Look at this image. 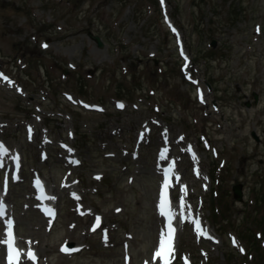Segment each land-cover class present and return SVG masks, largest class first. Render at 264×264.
<instances>
[{
    "label": "rangeland",
    "instance_id": "1",
    "mask_svg": "<svg viewBox=\"0 0 264 264\" xmlns=\"http://www.w3.org/2000/svg\"><path fill=\"white\" fill-rule=\"evenodd\" d=\"M165 1L161 15L162 0H0V73L19 79H0V143L23 156L8 201L23 249L36 257L19 264H150L163 231L166 145L184 175L174 195H188L216 240L188 223L174 264H264V0ZM37 175L60 196L52 224L37 209ZM66 243L78 250L63 253Z\"/></svg>",
    "mask_w": 264,
    "mask_h": 264
},
{
    "label": "snow or ice",
    "instance_id": "2",
    "mask_svg": "<svg viewBox=\"0 0 264 264\" xmlns=\"http://www.w3.org/2000/svg\"><path fill=\"white\" fill-rule=\"evenodd\" d=\"M162 2H163V0H162ZM173 30L175 31V29H173ZM257 31L259 32V26L257 28ZM44 47H47V45H44ZM0 79L8 81L9 83H12L2 73H0ZM69 99H71V97H69ZM118 107H123V105L122 104H118ZM7 151H8L7 148L2 143H0V155L6 154ZM161 158L162 159L164 158V153L163 152L161 153ZM0 167H3V163L2 162H0ZM169 171H171V166H170L169 169L165 170V176L166 177H167ZM97 179H99V177H97ZM6 182L7 181H5V186H6ZM36 183H37L38 186L40 185L39 180H37ZM168 186H169L168 185V180L166 179L165 183H164V186H163L164 190L161 192V202H160L159 207L161 209V214L162 215H167L168 218H169V221H170L171 218H172L171 213L165 211V208L167 207V203H168V201H167V188H168ZM184 190L185 189L182 188V191H184ZM73 195H75V194H73ZM52 199H54V197H52ZM181 206L183 207V198L182 197H181ZM4 208H5V205L3 204L2 201H0V216H2L4 214ZM117 211H119V209H117ZM49 214H51V213H49ZM12 223L13 222L11 220L7 221V225H8L7 237L8 238L5 239V240H0V243L6 244L8 246L10 264H11L13 259L18 260L19 255H20L19 250L15 249V247H14V236H13V234L11 232ZM99 224H100V218L97 217L96 218V223L93 226V231H95L96 227H98ZM196 225H197V230L199 231L200 229H199V221L198 220L196 221ZM106 238L107 237L105 235V239ZM170 241H171V224L169 223L168 241L167 242L165 241V234L162 231L161 238H160V247H159V250L154 254V259L157 258V257L163 256L164 264H170V261L168 259V253H170L172 251ZM233 243H236L234 238H233ZM62 251H68V249L67 248H62ZM241 251H243V249H241ZM13 253H14V256H13ZM28 256L32 260L36 259L35 254L33 252H31V250H29Z\"/></svg>",
    "mask_w": 264,
    "mask_h": 264
},
{
    "label": "bare ground",
    "instance_id": "3",
    "mask_svg": "<svg viewBox=\"0 0 264 264\" xmlns=\"http://www.w3.org/2000/svg\"><path fill=\"white\" fill-rule=\"evenodd\" d=\"M7 158L9 157V154L7 153ZM6 161V160H5ZM69 183V182H68ZM69 186H71V188L73 189V188H75V185H74V183H70V185ZM68 186V187H69ZM48 187H49V185H48ZM50 188V187H49ZM50 195H54L55 197H57L58 196V194H55V191H53V190H51L50 191ZM180 212V214H182L180 217L182 218V219H184V218H189L190 217V215L192 214V211L190 210V208H188V206H187V208H183V210H181V211H179ZM46 223V222H45ZM43 226V225H42ZM21 241V243H22V245L21 246H24V245H27V243L26 242H22V240H19V242ZM165 241H168V239H165ZM174 244H175V241H174V239H171V248H172V251L170 252V253H168V259H169V261H170V263H171V261H172V259H174V250H175V246H174ZM159 247H160V243H159ZM159 247H158V250H159ZM157 250V251H158ZM0 251H1V248H0ZM156 251V252H157ZM28 252H29V249L28 250H26V251H23L22 252V254H21V256H20V262H22V260L23 261H25V260H27L28 258H29V256H28ZM31 252H33V251H31ZM34 253V252H33ZM35 254V253H34ZM158 258H161V261H162V263L164 264V258H163V256H161V257H157V258H155L154 259V255H153V257H152V260H151V263L150 264H155V262H157V259ZM0 264H7V262H6V256H5V260L4 261H1L0 260ZM11 264H13V263H11Z\"/></svg>",
    "mask_w": 264,
    "mask_h": 264
},
{
    "label": "water",
    "instance_id": "4",
    "mask_svg": "<svg viewBox=\"0 0 264 264\" xmlns=\"http://www.w3.org/2000/svg\"><path fill=\"white\" fill-rule=\"evenodd\" d=\"M88 35L98 43L99 47H104V42L102 41V39L99 35H96L93 32H89ZM214 44H215V42H214ZM253 135L255 137H257L255 132H253ZM233 192H234V196L237 200L240 201L243 199L242 184L239 183V184L234 185L233 186Z\"/></svg>",
    "mask_w": 264,
    "mask_h": 264
},
{
    "label": "trees",
    "instance_id": "5",
    "mask_svg": "<svg viewBox=\"0 0 264 264\" xmlns=\"http://www.w3.org/2000/svg\"><path fill=\"white\" fill-rule=\"evenodd\" d=\"M263 234H264V227H263ZM257 264H260V263H257Z\"/></svg>",
    "mask_w": 264,
    "mask_h": 264
}]
</instances>
